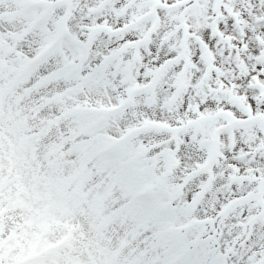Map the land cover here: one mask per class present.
Here are the masks:
<instances>
[{"label": "snow or ice", "instance_id": "1", "mask_svg": "<svg viewBox=\"0 0 264 264\" xmlns=\"http://www.w3.org/2000/svg\"><path fill=\"white\" fill-rule=\"evenodd\" d=\"M0 264H264V0H0Z\"/></svg>", "mask_w": 264, "mask_h": 264}]
</instances>
